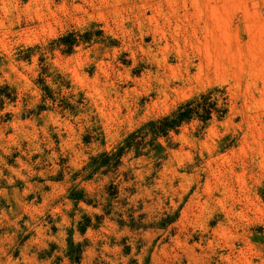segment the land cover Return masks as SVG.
Masks as SVG:
<instances>
[{
    "label": "rangeland",
    "instance_id": "1",
    "mask_svg": "<svg viewBox=\"0 0 264 264\" xmlns=\"http://www.w3.org/2000/svg\"><path fill=\"white\" fill-rule=\"evenodd\" d=\"M0 264H264V0H0Z\"/></svg>",
    "mask_w": 264,
    "mask_h": 264
},
{
    "label": "trees",
    "instance_id": "2",
    "mask_svg": "<svg viewBox=\"0 0 264 264\" xmlns=\"http://www.w3.org/2000/svg\"><path fill=\"white\" fill-rule=\"evenodd\" d=\"M211 95V94H210ZM210 95H203L200 98V101L194 100L188 102L181 106L179 110L173 114L172 117H166L162 119L159 123L153 124L151 130L155 135L167 136L171 131L176 130L184 122H190L194 118H199L204 122H207L212 118L213 112L216 110L215 104L210 102ZM138 138H144V136H134V141H137ZM139 144V142H135ZM132 146V145H131ZM121 154H116L111 157L104 155L102 160L103 164H108L111 159L120 157Z\"/></svg>",
    "mask_w": 264,
    "mask_h": 264
},
{
    "label": "bare ground",
    "instance_id": "3",
    "mask_svg": "<svg viewBox=\"0 0 264 264\" xmlns=\"http://www.w3.org/2000/svg\"><path fill=\"white\" fill-rule=\"evenodd\" d=\"M230 4H231V3H230ZM214 10H215V9H214ZM247 10H248V9H247V8H245V11H247ZM210 11H211V10H210ZM218 11H219V10H218ZM218 11H217V12H218ZM237 11H239V10H237ZM223 12H224V11H223ZM213 14H214V13H213ZM215 16H216V15H215ZM223 24H224V23H223ZM223 37H224V36H223Z\"/></svg>",
    "mask_w": 264,
    "mask_h": 264
}]
</instances>
